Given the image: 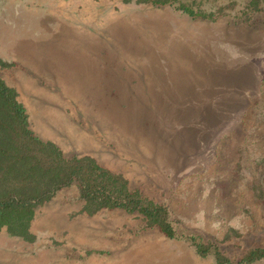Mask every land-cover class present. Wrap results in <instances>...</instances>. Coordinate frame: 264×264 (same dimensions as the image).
Listing matches in <instances>:
<instances>
[{"label":"rangeland","instance_id":"obj_1","mask_svg":"<svg viewBox=\"0 0 264 264\" xmlns=\"http://www.w3.org/2000/svg\"><path fill=\"white\" fill-rule=\"evenodd\" d=\"M257 4H254V2ZM212 18L123 0H0L1 70L31 129L169 206L181 235L232 261L264 246V0H201ZM39 207L0 264H217L122 209ZM251 264H264V260Z\"/></svg>","mask_w":264,"mask_h":264},{"label":"trees","instance_id":"obj_2","mask_svg":"<svg viewBox=\"0 0 264 264\" xmlns=\"http://www.w3.org/2000/svg\"><path fill=\"white\" fill-rule=\"evenodd\" d=\"M123 1L157 7L167 5L192 18H212L214 12L202 10L201 0ZM12 64L0 56V230L34 240L30 227L37 209L58 190L76 185L83 200L81 212L88 215L104 208L136 213L142 216L146 227H156L169 238L188 239L198 255L212 254L217 264H251L264 260V246L252 247L237 261H232L216 244L204 243L195 235H181L169 206L132 187L121 173L101 165L93 156L67 155L54 141L36 135L16 89L1 76V70Z\"/></svg>","mask_w":264,"mask_h":264}]
</instances>
